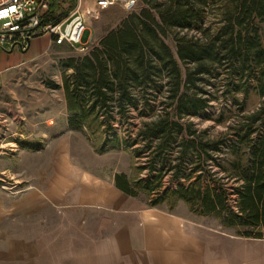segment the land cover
I'll return each mask as SVG.
<instances>
[{"label": "trees", "instance_id": "16d2710c", "mask_svg": "<svg viewBox=\"0 0 264 264\" xmlns=\"http://www.w3.org/2000/svg\"><path fill=\"white\" fill-rule=\"evenodd\" d=\"M48 1L44 22L59 21L76 4L73 0L65 10L64 0ZM221 1L224 5L217 9L220 24L210 32L201 25L206 8ZM155 8L158 19L146 7L130 10L120 25L108 29L80 54L61 61L68 120L80 129L96 121L104 135L103 148L133 147L136 156L144 148L149 150L148 169L157 175L149 180L138 175L131 187L116 176L117 185L124 190L135 194L141 188L149 195L155 193L151 205L163 201L172 205L183 199L197 214L215 215L226 226L249 227L241 235L264 237V123L251 128L260 120V113L244 115L243 127L229 141H204L192 121L180 120L197 114L216 98L199 85L215 61L234 72L238 86L254 81L264 96V0H165ZM196 26L197 35L185 31ZM169 37L174 50L166 41ZM231 85L228 83V89ZM157 92L165 101L162 112L155 114L151 98ZM262 106L259 110L264 115V100ZM131 114L138 120L131 122ZM118 118L123 127L134 131L130 141L116 132ZM138 142H142L139 147ZM222 143L230 154L240 149L242 161L220 163V176L208 170L204 184L195 172L204 168V160ZM176 146L179 149L173 156ZM169 173L172 180L184 178L187 184L169 192L158 190L161 178ZM224 178L234 180L233 192L223 185ZM232 193L233 205L229 202Z\"/></svg>", "mask_w": 264, "mask_h": 264}, {"label": "rangeland", "instance_id": "374dc122", "mask_svg": "<svg viewBox=\"0 0 264 264\" xmlns=\"http://www.w3.org/2000/svg\"><path fill=\"white\" fill-rule=\"evenodd\" d=\"M73 0H64L62 7L66 10ZM165 2V0H139L137 6L132 9L138 11L141 7H146L158 19V12L155 5ZM223 1L218 4L208 5L206 9V19L201 23L213 32L218 25V8L222 9ZM130 10L120 4H112L103 9L98 18L89 19L87 30L84 33V40L88 44L97 42L99 38L110 28L117 27L125 17L130 14ZM221 10H219V13ZM220 24V23H219ZM264 31V22L261 23ZM188 35H197V26L185 30ZM171 37V36H170ZM166 38L167 43L174 50L172 38ZM61 52L51 53L35 58L33 62L25 67L18 68L10 73L4 84H0V264H35L33 260V247L29 245L20 246L17 242L9 245L10 236L15 233H29L36 226L32 217L33 211L25 207L22 196L29 189L28 177L31 174L27 161H42L47 158L46 147L52 154L54 143L64 139L66 148V161H82L84 167L100 168L104 172L117 170H127L133 178L138 175L145 180L154 179V172L148 169L150 153L147 149H142L139 156H136L133 147L127 148H107L102 147L101 132L97 122L91 121L82 130H68L65 102L59 83L61 82L62 63L61 59L71 54L81 53V51L66 47ZM182 66V63L181 65ZM234 72L220 62L211 64L208 71L199 81L206 94L215 95L216 98L210 101L208 107L192 116L184 117L181 121H192L193 127L203 134V140L217 138L220 141H229L234 138V133L243 127V116L256 114L258 112L257 124H252L255 129L258 125H263L264 115L260 112L264 96L258 93L254 81L240 82L234 77ZM228 83H232L228 89ZM240 87V88H239ZM164 96L158 92L151 98V103L155 107L154 113H161L164 103ZM131 122L137 121V117L131 114ZM263 115V116H262ZM148 120L152 118H147ZM261 123V124H260ZM118 134L129 141L135 137L134 131H129L123 127V120L117 119L114 124ZM252 130V129H251ZM31 143L36 145L32 146ZM60 143H63L60 142ZM142 142L136 144L139 147ZM178 146L171 151L176 155ZM230 154L227 146L223 143L219 150L210 152V158L204 161V168H199L195 174L201 175L205 184L207 182V171L214 172L220 176L222 174L220 163L224 161H242V151ZM52 159V158H51ZM50 159V161H52ZM160 161V159H158ZM90 165V166H89ZM146 167L139 169L138 167ZM204 170V171H203ZM217 176V177H218ZM223 185L233 192L234 180L226 178L221 180ZM186 185L184 178L171 179L170 173L161 178L158 190L169 192L178 185ZM142 187V184L139 185ZM146 187H148L146 185ZM146 195L147 203L155 197V193L148 194L147 191L139 188ZM147 190V188H146ZM230 196V204H234ZM170 206L169 201L164 202ZM30 213L29 216H27ZM215 216V215H214ZM217 217V216H215ZM214 217V218H215ZM210 217V223L215 224L217 218ZM219 221V220H218ZM221 227L226 232L240 234L249 227L226 226L219 221ZM220 227V228H221ZM23 231V232H22Z\"/></svg>", "mask_w": 264, "mask_h": 264}, {"label": "crops", "instance_id": "0c3cea01", "mask_svg": "<svg viewBox=\"0 0 264 264\" xmlns=\"http://www.w3.org/2000/svg\"><path fill=\"white\" fill-rule=\"evenodd\" d=\"M67 46L79 50L54 43L49 34L33 37L25 50L0 47V84L12 71ZM59 87L65 102L62 81ZM69 116L67 129L82 130ZM54 144L52 154L46 147V159L27 161L30 187L22 198L36 226L8 240L32 246L35 264H264V237L226 232L217 217L193 212L183 199L148 204L144 192L117 185L116 176L131 187L135 178L127 170L107 173L66 161L64 139Z\"/></svg>", "mask_w": 264, "mask_h": 264}, {"label": "built area", "instance_id": "2783aa9c", "mask_svg": "<svg viewBox=\"0 0 264 264\" xmlns=\"http://www.w3.org/2000/svg\"><path fill=\"white\" fill-rule=\"evenodd\" d=\"M139 0H76L68 15L57 22L43 21L48 0H0V47L25 50L33 37L49 34L54 43L63 42L85 50L88 42L84 33L89 19L98 18L100 12L112 4L134 9ZM6 13V14H5Z\"/></svg>", "mask_w": 264, "mask_h": 264}, {"label": "snow or ice", "instance_id": "6c2138e0", "mask_svg": "<svg viewBox=\"0 0 264 264\" xmlns=\"http://www.w3.org/2000/svg\"><path fill=\"white\" fill-rule=\"evenodd\" d=\"M6 14V13H5Z\"/></svg>", "mask_w": 264, "mask_h": 264}]
</instances>
